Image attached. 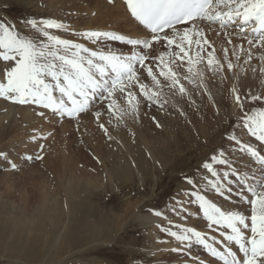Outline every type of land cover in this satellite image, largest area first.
<instances>
[{
  "label": "rangeland",
  "instance_id": "374dc122",
  "mask_svg": "<svg viewBox=\"0 0 264 264\" xmlns=\"http://www.w3.org/2000/svg\"><path fill=\"white\" fill-rule=\"evenodd\" d=\"M95 4L94 0H0V20L14 26L22 34L30 32V27L25 25L26 20H56L63 23L65 28L50 29L52 34L83 44L90 50L124 56L130 55L131 51L146 54L149 57L146 64L153 68L160 80L159 89L148 76L146 68L139 65L136 68L140 82L147 85L149 90L159 91V100H148L138 86L131 87L129 90L135 94L138 102L137 111L124 115L122 119H117L119 113L113 115L107 110L106 102L101 103L99 99H94L89 110L77 118L53 114L35 104H28L30 113L16 107H0V152L7 155V159L0 157V193L4 189H11V200L16 205H24L23 212L18 215L17 209L10 210L0 201V264L218 263L208 258L207 249L196 243L194 238L181 244L164 229L180 232L184 227L195 228L206 235L209 243H213L215 238L213 246L220 251L228 243L220 234L226 230H218L215 225L209 228L198 204L189 203L187 192L191 186L184 177H192L200 182L201 189H205L201 180L206 174L202 163L221 148L226 150L233 168L241 174L255 172L259 175L260 165L226 137L229 134L237 135L264 154V145L246 132H241L242 114L235 106L232 95L233 87L244 97L264 94V73L260 72V68L264 67L260 59L264 56V47L249 45L233 24L221 27L218 23L197 22V27L203 30L214 47V56L223 68L217 71L215 65L208 67L207 53L212 49L207 45L201 53L203 59L192 65V73L187 71V58L183 64L176 60L171 67L185 88V92L180 93L178 86L170 87V82L159 75V61L153 59L162 53L176 51L174 47H166V42H153L150 49H143L142 45L133 46L106 37L94 42L80 35L85 31H100L114 32L129 39L151 37L150 34L146 37H138L140 34L127 36L130 34L128 28H117L105 17V13L97 11ZM49 5L53 6V12ZM55 7L59 8V12ZM247 38L258 40L259 36L247 34ZM229 39L231 44L228 43ZM225 48L228 49V60L224 59ZM197 50L193 45V58ZM249 51L251 60H248ZM169 59L165 57L166 61ZM228 61L234 65L232 70L227 69ZM3 66V62H0V68ZM56 95L59 96V93ZM116 99L121 108H128L124 96L117 93ZM0 101L15 105L3 97H0ZM259 106H264V101L246 100V110ZM97 111L101 113L99 120L95 116ZM24 112L29 117L25 118ZM41 112L44 115H40ZM208 114L211 121L205 120ZM100 124L107 128V134ZM163 141L168 147L164 155L182 152L184 159L178 162L181 163L179 172L174 168L164 173L155 170L149 174L143 186H139L138 179L134 177V187L109 189L107 172L120 171L116 170L115 162H128L131 158L137 164L139 157L150 158L145 148L149 142L158 151ZM28 156L32 159H27ZM37 156L42 159H37ZM11 163L16 164L15 169ZM218 167L220 171L226 170ZM232 186L231 199H224L210 189H205L202 194L224 210L248 213L249 205L236 194L239 185L234 183ZM63 188L69 189L63 191ZM33 190L42 193L48 190L55 192V195L60 193L55 211H51L48 204L40 206L37 198H29ZM63 195L69 197V202L63 199ZM156 211L163 215L156 216ZM148 215H154L159 221L148 226L143 224L140 217ZM119 217L122 221L114 233L112 224L118 222ZM67 232L73 239H84L86 233H92L98 239L63 253L59 246ZM217 238L223 243H217ZM31 247L33 251L24 255ZM231 247L237 251L234 244Z\"/></svg>",
  "mask_w": 264,
  "mask_h": 264
},
{
  "label": "snow or ice",
  "instance_id": "6c2138e0",
  "mask_svg": "<svg viewBox=\"0 0 264 264\" xmlns=\"http://www.w3.org/2000/svg\"><path fill=\"white\" fill-rule=\"evenodd\" d=\"M111 2L113 0H109ZM124 4L131 17L149 30L151 39H129L114 32L100 31H85L80 35L94 42L106 37L133 46L142 45L143 49H150L153 42H166V47H174L176 51L162 53L153 59L159 61V75L170 82V87L178 86L180 93H184L185 88L171 67L176 60L183 64L187 58V71L192 73V65L203 59L201 53L207 45L212 49L207 53L208 67L215 65L217 71L223 68L214 56V47L206 39L203 30L197 27L198 21L218 23L221 27L239 22V34L247 43L264 47V0H124ZM250 22L253 23L251 30L261 33L258 40L247 38L244 26ZM25 25L30 27V32L22 34L14 26L0 20V62L4 65L0 68L3 75L0 80V97L14 103L35 104L53 114L69 118H77L86 113L93 100L99 99L101 103L106 102L107 110L113 115L119 113L117 119L137 111L138 102L135 94L129 90L131 87L138 86L141 94L148 100H159V91L149 90L147 85L141 83L136 68V65L146 68L148 76L159 89L160 80L154 74L153 68L146 64L149 59L146 54L131 51L130 55L124 56L90 50L83 44L52 34L50 29L65 28L63 23L56 20L30 19L25 21ZM178 25H184L183 29L178 28ZM228 43H232L231 39ZM193 45L198 49L195 58L191 55ZM223 51L224 59L228 60V49ZM233 55L236 53L233 52ZM247 55L248 60H251L250 51ZM166 56L171 59L166 61ZM260 59L264 62V56ZM233 68V63L228 61L227 69ZM260 72L264 73V67L260 68ZM57 92L59 96L56 95ZM117 93L127 100L128 108L119 106ZM232 95L235 106L242 114L241 132H246L264 145V106L246 110L247 99L253 102L264 101V94L244 97L233 87ZM40 115L44 113L41 112ZM100 115L98 111L95 113L97 120ZM99 126L107 134L104 124ZM226 139L260 165L259 175L255 172L241 174L238 169L233 168L226 150L221 148L202 163L206 174L201 180L205 189L214 191L224 199H231L234 191L232 185L238 184L239 191L236 194L249 205L248 213L222 209L202 194L205 189L200 188V182L189 176L184 177L191 186L187 192L189 203L198 204L208 227L215 225L218 230H227L220 233L228 242L223 251L213 246L216 243L215 238L213 243H209L206 235L195 228L184 227L180 232L164 230L181 244L194 238L196 243L203 245L213 257L222 260L223 264H264V154L237 135L229 134ZM0 157L7 159L3 152H0ZM36 158L42 159L40 156ZM27 159L32 157L28 156ZM218 166L226 170L220 171ZM11 167L15 169L16 164L11 163ZM154 214L163 215L159 211ZM233 244L237 251H233ZM238 253H242V256H238Z\"/></svg>",
  "mask_w": 264,
  "mask_h": 264
},
{
  "label": "bare ground",
  "instance_id": "6f19581e",
  "mask_svg": "<svg viewBox=\"0 0 264 264\" xmlns=\"http://www.w3.org/2000/svg\"><path fill=\"white\" fill-rule=\"evenodd\" d=\"M94 2L96 3L95 4V8L97 9V11L99 13H105V17H107V19H110L116 26L117 28H120V29H127L128 28V32L130 34H127L128 35H131V36H137L138 34V37L140 36H147L148 31L141 25L139 24L138 21H136L133 17H131V14L128 12L127 10V7L126 5L124 4V1L123 0H113V2L109 3V0H94ZM53 3V2H52ZM51 3V5H52ZM54 4V3H53ZM55 5V4H54ZM57 8V11L59 10L58 7H55V9ZM49 9L53 12L54 8L53 6H50L49 5ZM62 11V10H61ZM59 12V11H58ZM199 22V21H198ZM233 25L237 26V28H240V23L237 22V23H232ZM114 27V26H113ZM181 27H184L183 26H179L178 28H181ZM253 27V23H250L249 25H247L246 27V33H250L251 35H253V31L251 30ZM72 31V30H71ZM126 31V30H125ZM258 35H261V34H258ZM144 37V38H145ZM148 38H151L148 36ZM8 101V100H7ZM9 103V101H8ZM2 106H9L8 108H20L22 110H24L25 112H29V109H30V106L28 104H19V103H15V105H10V104H5V103H2L0 101V107ZM15 110V109H14ZM12 111V110H11ZM24 112V116L25 118L26 117H29L28 113H25ZM30 113V112H29ZM19 114V113H18ZM34 115V114H33ZM31 116V115H30ZM206 121H211V116L208 114L206 115V118H205ZM31 121V120H30ZM121 139H123V137L121 136ZM199 141V140H198ZM145 144V143H144ZM148 144V143H147ZM146 144V145H147ZM154 145L151 144L149 142L148 146H145L146 150H148V155L150 158H138V162L137 164H134L133 163V160L130 158V160L128 162H122V161H119V162H115L117 163V169L116 170H120L119 172H114L111 174L107 172V178H108V181H109V189H114V190H118L119 188H131L134 183V177H136L138 180V184L139 186H143L145 183H146V178L149 176V174L152 172V171H163L164 172H167L168 170L174 168L176 172H179L180 170V167H181V163H178L181 159H184V157L182 156V152L178 151L176 152V154L174 155H164L165 153H167L165 151L167 145L165 144V141H163V144L161 146V150H158L156 151L153 147ZM168 149V147H167ZM164 153V154H163ZM147 155V154H146ZM157 156V157H155ZM129 157H131L129 155ZM188 157V156H187ZM148 160L150 161V163H148ZM132 163V164H131ZM114 169V168H113ZM182 171V170H181ZM134 187V186H133ZM66 189H69V188H63V191H66ZM59 190V189H58ZM38 190H33L31 191V196L29 198H37L39 200V204L40 206H43L44 204H48L47 206H49V208L51 209V211H55V209L57 208V204H59V197L58 195H60V193H58V195H55L54 193L52 192H49L48 190H46L44 193L42 192H37ZM71 193V192H69ZM68 195V194H67ZM73 195V194H72ZM71 195V196H72ZM64 196V195H63ZM69 196V195H68ZM68 196H64L63 199L66 201L68 200L67 197ZM12 198V191L11 189H4L1 193H0V201L2 202L1 204H4L6 205L8 208H10V210H14V209H17L16 211H18V215L23 212V206H20L21 204H18L16 205L15 202L13 200H11ZM69 198V197H68ZM75 198V197H74ZM61 199V198H60ZM26 200V199H25ZM71 200V199H70ZM61 201V200H60ZM62 202V201H61ZM69 202V200H68ZM137 202V201H136ZM134 203V202H133ZM129 204V203H128ZM132 204V203H130ZM45 207V205H44ZM127 207V205H126ZM137 207V206H136ZM48 208V209H49ZM70 208V206H69ZM121 209H123L122 207H120ZM9 211V210H7ZM15 211V212H16ZM70 211V209H69ZM68 211V212H69ZM63 213V211H62ZM108 213V212H106ZM65 214V213H64ZM110 215V213H109ZM108 216V215H107ZM111 216V215H110ZM115 216V215H114ZM119 216V215H118ZM69 218V217H68ZM114 218V217H113ZM115 219V218H114ZM141 219V222L143 224H147L148 225H151V224H154L155 222H157V220L159 221V219H157L154 215H148L146 217L142 216L140 217ZM118 222H115L113 225V231L112 232H117L119 227H118V223H120L121 220V217L117 218ZM108 221V220H107ZM110 221V219H109ZM53 222V221H52ZM65 223V222H64ZM113 223V222H112ZM103 224V223H102ZM56 225V224H55ZM71 226V225H70ZM110 226V225H109ZM72 227V226H71ZM69 228V227H68ZM91 228V227H90ZM97 228V227H96ZM103 228V226H102ZM109 229V227H108ZM107 229V230H108ZM68 230V229H67ZM71 230V229H70ZM74 230V229H72ZM86 230V229H85ZM101 230V228L99 229ZM76 231V229L74 230ZM78 231V230H77ZM84 231V230H82ZM35 232V231H34ZM90 232V231H89ZM105 232H106V229H105ZM105 232L103 234H105ZM39 233V232H38ZM71 233H73L71 231ZM96 233V232H95ZM94 233V235H95ZM109 233V232H108ZM75 234V233H74ZM78 234H80V232L78 231ZM76 234V235H78ZM92 234V233H91ZM91 234L89 233H86L85 234V237H83L84 239H82V237L78 238V237H75L73 239L72 236H70L71 234L69 232H67L65 234V237H64V240H62L60 242V249H62L61 251L64 253V252H69L72 250V248H76V247H82L84 245H87V244H90V243H93L95 240L98 239L97 235L95 237H97V239L94 238V236H92ZM28 235V234H27ZM75 235V236H76ZM58 236V235H57ZM62 236V234H61ZM79 236H82V235H79ZM106 236H107V233H106ZM72 237V238H71ZM104 237V236H102ZM220 237V236H219ZM70 238V239H69ZM31 239V238H30ZM29 239V240H30ZM47 239V238H46ZM220 239H222L220 237ZM217 238V243L218 242H221V240ZM36 240V239H35ZM55 240V239H54ZM102 240V239H101ZM106 240V239H104ZM58 241V240H57ZM56 241V242H57ZM60 241V240H59ZM31 242V241H30ZM209 242V241H208ZM32 243V242H31ZM46 244V243H45ZM33 248L35 247L34 244H30ZM48 245V244H47ZM215 245V243H214ZM45 246V245H44ZM29 248L30 250H27L26 252H24V255L26 254H29L33 251V248ZM52 250V249H51ZM204 250V249H203ZM18 251V250H17ZM58 251V249H57ZM40 252V251H39ZM44 252V251H43ZM210 253V252H209ZM37 254V253H35ZM39 254V253H38ZM66 254V253H65ZM147 254H150V253H147ZM62 255V253H61ZM211 255V253H210ZM238 256H242V253L238 254ZM26 257V256H25ZM212 255L211 256H208V258L212 259ZM215 259V258H214ZM213 260V259H212ZM22 261V260H21ZM26 262V261H25ZM215 264H221L220 262L219 263H215Z\"/></svg>",
  "mask_w": 264,
  "mask_h": 264
}]
</instances>
